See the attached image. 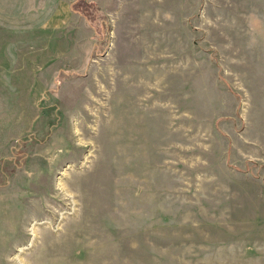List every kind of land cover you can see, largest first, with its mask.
<instances>
[{
    "label": "rangeland",
    "instance_id": "obj_1",
    "mask_svg": "<svg viewBox=\"0 0 264 264\" xmlns=\"http://www.w3.org/2000/svg\"><path fill=\"white\" fill-rule=\"evenodd\" d=\"M71 2L0 0V264H264V0Z\"/></svg>",
    "mask_w": 264,
    "mask_h": 264
},
{
    "label": "crops",
    "instance_id": "obj_2",
    "mask_svg": "<svg viewBox=\"0 0 264 264\" xmlns=\"http://www.w3.org/2000/svg\"><path fill=\"white\" fill-rule=\"evenodd\" d=\"M72 2L74 1V0H71ZM71 2V3H72ZM61 3H63L62 1H61ZM70 3V2H69ZM70 11V12H69ZM68 12L69 13H73L72 11H71V6H69V8H68ZM74 14V13H73ZM68 17V16H67ZM71 22V20H70V18H66V20L64 21V25L65 24H67V23H70Z\"/></svg>",
    "mask_w": 264,
    "mask_h": 264
},
{
    "label": "trees",
    "instance_id": "obj_3",
    "mask_svg": "<svg viewBox=\"0 0 264 264\" xmlns=\"http://www.w3.org/2000/svg\"><path fill=\"white\" fill-rule=\"evenodd\" d=\"M77 1H80V0H77ZM77 3V2H76ZM71 11L74 12V10L72 9V6H71Z\"/></svg>",
    "mask_w": 264,
    "mask_h": 264
}]
</instances>
